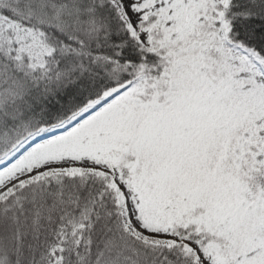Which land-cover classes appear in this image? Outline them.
Here are the masks:
<instances>
[{"label":"snow or ice","instance_id":"6c2138e0","mask_svg":"<svg viewBox=\"0 0 264 264\" xmlns=\"http://www.w3.org/2000/svg\"><path fill=\"white\" fill-rule=\"evenodd\" d=\"M0 264H264V0H0Z\"/></svg>","mask_w":264,"mask_h":264}]
</instances>
